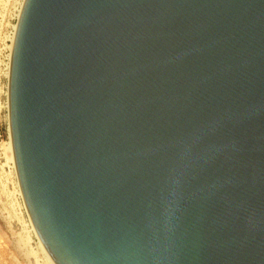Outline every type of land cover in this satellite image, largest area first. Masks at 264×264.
Wrapping results in <instances>:
<instances>
[{"label":"water","instance_id":"water-1","mask_svg":"<svg viewBox=\"0 0 264 264\" xmlns=\"http://www.w3.org/2000/svg\"><path fill=\"white\" fill-rule=\"evenodd\" d=\"M7 123L52 264H264V0H23Z\"/></svg>","mask_w":264,"mask_h":264},{"label":"rangeland","instance_id":"rangeland-1","mask_svg":"<svg viewBox=\"0 0 264 264\" xmlns=\"http://www.w3.org/2000/svg\"><path fill=\"white\" fill-rule=\"evenodd\" d=\"M22 0H0V264H45L27 221L8 150L9 45Z\"/></svg>","mask_w":264,"mask_h":264},{"label":"bare ground","instance_id":"bare-ground-1","mask_svg":"<svg viewBox=\"0 0 264 264\" xmlns=\"http://www.w3.org/2000/svg\"><path fill=\"white\" fill-rule=\"evenodd\" d=\"M22 3H23V0H22V2H21V4H20L19 10H18V15H19V12H20V9H21V6H22ZM17 18H18V16H17ZM15 27H16V24H15V26H14V31H15ZM13 35H14V33H13ZM13 35H12V37H11V42H12ZM10 49H11V43H10V45H9V55H10ZM9 55H8V61H9ZM7 70H8V62H7ZM6 78H7V73H6ZM6 107H7V91H6ZM7 129H8V128H7ZM8 150H9V158H10V161H11V164H12L13 175H14V177H15L14 166H13V160H12V154H11V148H10V142H9V134H8ZM15 181H16V177H15ZM16 185H17V181H16ZM17 190H18V193H19L18 185H17ZM19 196H20V193H19ZM20 198H21V196H20ZM21 201H22V199H21ZM22 205H23V203H22ZM23 209H24V206H23ZM24 211H25V209H24ZM25 213H26V212H25ZM26 216H27V215H26ZM27 221H28V224H29V226H30V230H31V232H32L33 236L35 237V234H34L32 228H31V225H30V223H29L28 217H27ZM35 239H36V241H37V244H38L39 250L41 251V253H42L43 257H44L45 264H52V263L50 262V260L48 259V257L46 256V254L44 253V251H43L42 247L40 246V244H39V242H38V240H37L36 237H35Z\"/></svg>","mask_w":264,"mask_h":264}]
</instances>
